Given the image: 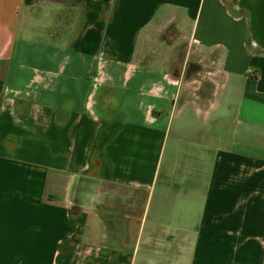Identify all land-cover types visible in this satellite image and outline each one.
<instances>
[{"label":"crops","instance_id":"0c3cea01","mask_svg":"<svg viewBox=\"0 0 264 264\" xmlns=\"http://www.w3.org/2000/svg\"><path fill=\"white\" fill-rule=\"evenodd\" d=\"M172 22L190 29L180 62L145 61L147 30ZM218 94L232 115L202 123ZM0 264H264V49L246 14L0 0Z\"/></svg>","mask_w":264,"mask_h":264},{"label":"rangeland","instance_id":"374dc122","mask_svg":"<svg viewBox=\"0 0 264 264\" xmlns=\"http://www.w3.org/2000/svg\"><path fill=\"white\" fill-rule=\"evenodd\" d=\"M224 2L233 13L246 14L244 11L238 10L236 8L235 0H224ZM189 30V25H185L183 22H181V24L178 26L176 23L172 22L163 29L149 28L146 32L148 33V43H146L144 46L150 48L151 51L149 55L145 56V61L150 60L157 62L165 58H170L169 60H166V62L170 63L169 65L171 69H174V66L180 62L179 60L182 59V51L186 46L184 40L182 39V34H188ZM171 48H174L172 52H170ZM171 59L172 61H170ZM202 89L203 88L199 89L198 91H201ZM215 100L214 103L217 104L213 105L211 109L208 111L202 110L199 112L198 117L202 123L207 121L209 122V120L212 121L217 117H222V119L226 121V119L232 115L233 105H228L225 103L220 94L217 95Z\"/></svg>","mask_w":264,"mask_h":264},{"label":"water","instance_id":"95a60500","mask_svg":"<svg viewBox=\"0 0 264 264\" xmlns=\"http://www.w3.org/2000/svg\"><path fill=\"white\" fill-rule=\"evenodd\" d=\"M242 4L253 11L251 25L254 42L264 49V0H243Z\"/></svg>","mask_w":264,"mask_h":264},{"label":"flooded vegetation","instance_id":"af4514ba","mask_svg":"<svg viewBox=\"0 0 264 264\" xmlns=\"http://www.w3.org/2000/svg\"><path fill=\"white\" fill-rule=\"evenodd\" d=\"M242 2L243 0H235V6L244 11L251 22V19L254 18L253 11L249 7L243 5Z\"/></svg>","mask_w":264,"mask_h":264}]
</instances>
